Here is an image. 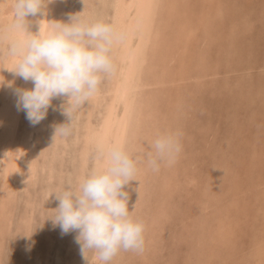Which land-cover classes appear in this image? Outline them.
<instances>
[{
	"label": "bare ground",
	"instance_id": "bare-ground-1",
	"mask_svg": "<svg viewBox=\"0 0 264 264\" xmlns=\"http://www.w3.org/2000/svg\"><path fill=\"white\" fill-rule=\"evenodd\" d=\"M235 1L51 0V2H46L45 0L43 14L27 17L28 31L33 34L39 31L40 24L42 31L46 32L52 28L55 21L69 23L68 14L70 16L78 14L88 23L101 21L111 24L117 32L124 35L123 41L116 43L110 52L115 66L114 73L102 81L98 91L78 110L81 126L76 139L81 141L82 146L79 168L73 180L79 183L82 178L86 177L85 170L90 153L92 150L97 152L102 145H120L130 155L136 162V180H132L126 185L125 190L129 193L130 214L138 216L141 212L146 213L144 220L141 217L140 219L135 217L138 218L136 220L144 224V250L136 255L145 263L158 250L157 244L160 235H163L161 231L163 232L165 229V220L168 219L169 213H172L169 212L172 202L170 200L180 187L186 193L180 192L187 197L191 204V213L183 218V231L179 236L181 239L186 238L190 241L188 242V254H185L187 255L186 261L183 259L185 264H264V173L259 171L261 169H259V165L264 163V133L256 132V135L251 137L246 134V127H244L245 133L241 131V127L237 132L238 136L234 135L237 139L235 142L234 138L230 140V137L224 136L226 132L228 135V132L231 131H224L225 133H222L224 139L221 134L220 141H227L228 138L230 149L228 150L226 147L227 151H224L223 159L219 162L221 171L208 178L202 177V172L196 173L191 170L199 162V158H192L189 162L184 160L185 156H192L185 153L186 150L188 151V147L184 150L181 146V151L175 161L171 164L161 162L158 171H153L148 165L147 156L149 152H154L151 145L157 136L169 133L181 134L184 123L189 119L194 108L200 106L197 109H201L202 107L200 105L202 98H198L201 91L208 90L212 82L223 73L231 74L236 71L235 68H231L229 61L238 47L239 36L246 33L249 35L253 30L255 20L254 14L252 15L250 10L243 11L246 6L243 7L242 4L240 6ZM243 2L251 3L250 0H243ZM257 2L253 1L255 4H258ZM13 4L14 0H0V33L7 34L6 29L13 22ZM261 5L263 6L264 2ZM238 7L241 11L238 12L239 14L237 13ZM255 8L257 7L251 9ZM258 10L260 9H257L256 13ZM252 12L255 13V11ZM257 30L259 33V29ZM254 31L256 32V30ZM7 35L12 38L18 34ZM263 35L262 37H264ZM262 43H264L263 40ZM14 61L15 58L8 55V40L0 39L1 255L3 254L1 249L4 238L11 232L13 226L12 203L16 189L23 181L30 183L37 177L41 167L40 157L45 156L44 150L51 143V138H54L56 145L65 141L64 136L55 135L57 126L68 123V118L62 114L63 108L67 106V97L53 98L46 117L36 125L29 122L24 110H17V97L14 95V89H31L34 84L32 81H24L7 69L13 67ZM227 62H229V67L222 70V66H225ZM259 68H264V65ZM252 69V66L245 67L241 69V72H251ZM262 79L264 78L262 77ZM250 81L251 83H243L236 79H226L223 86L233 91L232 102L236 101V97L239 96L237 101L239 105L254 103L253 99L257 98L254 97L253 92L252 94L249 92L254 81ZM9 83H11V87H9ZM262 84L259 88L257 87L256 95L259 97L262 94L264 99V85ZM236 86L239 87L238 91L234 90ZM204 94L206 95V93ZM230 105H227V108L229 107L232 112V104ZM256 108H254L255 111ZM229 110L228 112H230ZM222 112L227 113V118L226 116L225 118L230 127L228 119L231 117L228 118V116L235 112L229 115L228 112ZM96 113L99 116L95 118ZM238 115H234L235 119L239 117ZM243 117L245 120L246 116ZM219 118L221 119L220 116ZM231 120L229 119V121ZM255 120H258L257 117ZM249 122L250 125L253 123ZM246 123L241 126L247 125ZM236 124L238 127L239 123ZM259 127L263 128L262 132H264V127L261 125ZM253 128L255 129L256 125ZM221 130L223 131V129ZM225 137L227 138L225 139ZM207 148L209 149L208 145ZM213 148H210L209 152L213 151ZM103 164V160L99 159L96 153L93 169L101 168ZM49 170L50 173H54L55 166L53 165ZM78 183L76 186H71L72 189H75ZM147 192L155 194L156 201L152 205L146 203L145 199L150 200ZM19 193L21 192L19 191ZM45 195L48 194L45 193ZM44 200L47 201L45 198ZM144 206L151 208L147 207L148 210H144ZM32 218L33 209L28 210L21 217L26 237L31 229ZM69 233L68 256L65 264H85L79 245L75 242L78 233L74 231ZM245 237H248L247 241H244ZM164 240L161 245H165L166 240ZM51 243V239H49V244ZM172 247L171 250L174 249L175 253L177 246ZM178 247L176 248L177 252ZM28 249L29 239L25 238L22 242L23 255ZM168 251V255L172 259L170 250L168 249ZM120 252L110 264H120L126 261L122 260ZM87 255L90 262L100 264L93 252L90 251ZM170 258L169 260H171ZM54 259L56 263H59L62 261V256L55 254ZM140 259L137 258L139 261ZM159 261H162L161 258L160 260L158 258ZM170 262L172 263V260ZM129 263L131 264L130 261ZM129 263L125 262L124 264Z\"/></svg>",
	"mask_w": 264,
	"mask_h": 264
},
{
	"label": "clouds",
	"instance_id": "clouds-1",
	"mask_svg": "<svg viewBox=\"0 0 264 264\" xmlns=\"http://www.w3.org/2000/svg\"><path fill=\"white\" fill-rule=\"evenodd\" d=\"M46 2L14 0V19L6 33L18 35L9 38L0 33V39L8 40V55L15 58L13 67L5 68L34 84L31 89H14L17 110H24L29 122L36 125L46 117L53 98L67 97L62 114L69 122L55 130V135L67 137L75 109L88 102L103 79L114 73L110 52L124 35L111 24L88 23L78 14L71 15L69 23L55 21L46 32L40 24L39 31L33 34L28 31L27 17L43 14ZM178 135H159L152 142L154 152L147 156L153 171L159 170L161 162L175 161L181 151ZM97 156L103 160V167L93 169L75 189L69 186L62 192H53L58 207L52 222L62 235L78 233L75 242L85 264L90 251L100 264H110L121 250L143 252L144 224L131 216L129 193L125 190L136 180V162L120 145H102Z\"/></svg>",
	"mask_w": 264,
	"mask_h": 264
},
{
	"label": "rangeland",
	"instance_id": "rangeland-1",
	"mask_svg": "<svg viewBox=\"0 0 264 264\" xmlns=\"http://www.w3.org/2000/svg\"><path fill=\"white\" fill-rule=\"evenodd\" d=\"M250 1H251V3H249V2L244 3L243 0L242 1L241 0L235 1L240 6H242V5H243V7L246 6L247 10H246V7H244L245 9H243V11H249L250 10L251 14L252 15L254 14L253 17L255 20V22H254L255 25L253 26V28H252L253 30L249 33V35L246 33L245 34L246 37H245V35H242V34L239 36L238 47L236 48L235 53L232 55L231 60L229 61L231 68H235L236 71L234 73H231V74H224L223 73L218 79H216L212 82V85L208 87V90L205 89V91H203V92L201 91L198 98L199 99L202 98V100H200V102H201L200 105L202 107H201V109H197L200 106H197L194 108L193 112L189 116V119H187L185 121L184 126H183V130H182L181 134L179 135L180 141L179 140L178 141H179L180 145L184 148V150H186L187 147L189 148L188 151L187 150L185 151L186 155H192L191 157L185 156L184 160L189 162L190 159H192V158H195V157L199 158L200 159L199 162L196 165H194L193 166L194 168L192 167L191 170L196 172V173L198 171H199V173L202 172L203 173L202 177L204 176V178H208L211 175L221 171L222 168H221V164L219 162L221 161V159H223V153L225 150L227 151L226 147H228V145L230 144L229 143L230 141L228 138L230 137V140H231V138H234V141L235 140L237 141V139H236V137L238 136L237 132L239 131V129H241V127H242L241 131H243V132L245 129L244 127H246V134H248V136L250 135L251 137H253V135L255 136L256 132L257 133H264V132H262L263 128L259 127L260 125L262 127H264V113H263L264 112L263 111L264 110V101H263L264 99H263L262 94L259 95L260 98L256 95L257 87L259 88V86L262 83H264L263 82L264 79H262V77L264 78V70H262L264 68H259L260 66L264 65V43H262V40L264 42V37H262V35L264 34V31H263L264 30V21L262 22V20L264 19L263 18L264 17V11H263L264 8H262V7L264 5L263 6L261 5V4H263L264 1L263 0H260V1L259 0H250ZM253 1H255V2L259 1V2H257L258 4H255V3H253ZM230 2H232V1H230ZM248 4L251 6H247ZM253 5H254V7H257L254 10H252L254 8ZM239 7L237 9V13L241 12V11H239ZM261 8H262V11H261ZM257 9H260V10H258V12L256 13ZM252 11H255V13ZM261 12H263V14H261ZM256 14H258V15H256ZM255 15L257 16V19H255L256 18ZM68 16L70 17L69 14H68ZM258 16H260L261 18ZM258 23H259V25H258ZM257 29H259V33L257 32L258 31ZM254 30H256V32ZM256 34H258V35H256ZM257 38H258V42H257ZM253 39H254L255 43H254ZM259 40H260V42H259ZM255 44H258L259 46L255 45ZM257 59H259V60H257ZM229 62H227V64L225 63V66H222V70H225L226 67H229ZM250 66L253 67L251 72H246V73L241 72L242 68L250 67ZM106 78L107 77H105L103 79V81H105ZM226 79H228V80H233V79L235 80L236 79V80H239L240 82H243V83H245V82L251 83L250 80L254 81L253 86H251L252 89H251V87L249 88V92H251V94L253 92L254 97L257 99H255V100L253 99L252 102H254V103H248V104L246 103V105L240 103L241 105H239L237 103L238 98H239V96H238L235 99L236 101L232 102L231 97H233V95H232L233 91L228 90L226 87L223 86ZM259 82H261V83H259ZM254 83H256V84H254ZM262 85H264V84H262ZM238 89H239V87L236 86V88L234 90L238 91ZM206 90H207V92H206ZM204 93H206V95ZM228 101H230L229 103L232 104V107H231L232 112L229 110V107L227 108V105L231 106L228 103ZM255 101H257V102H255ZM222 107H223V109H222ZM79 108L75 109V111L73 112V119L71 121L72 124H70V127H71L70 135H68L67 137L64 136L65 141H63L57 145L55 143L54 138H51L52 141L49 144L50 146L47 145L48 146L47 149L44 150L45 156L40 157L41 167H40V170H39L37 177L34 180H32V182L30 181V183L27 181H23L22 184H20L18 186V189H16L15 197H14L13 203H12L13 226H12L11 232L5 236L4 241H3V245H2V249H1L3 254L1 255V253H0V255L2 256L1 257V260H2L1 264H49V263L50 264H65L66 257L68 256V249L67 248L69 246L70 233L62 235L59 226L53 225L52 216L55 215V209L58 207V201L55 199V194L53 192H62L66 188H68L69 186H76L78 183L76 180H73V178H74V175H75L77 169L79 168V164H80V160H81L80 148L82 146V143H81V141L76 139L77 132L80 130V126H81V121L79 120V117H80L79 116L80 114L78 111V110H80ZM249 108L251 109L252 112L250 111ZM254 108H256L257 110L255 111ZM226 109H227V111H226ZM239 109H241L242 111H240ZM198 110H200V111H198ZM202 110L204 111L203 113H202ZM221 110L225 111V112H228V110H229L230 112H228V115L235 112L237 115L239 114L238 116L241 118V120L239 117H236L237 119H235L234 115L237 116L235 113L231 114V116L229 115L228 118L231 117L229 119L230 120L232 119L231 121H229V119H228V123H230V127H229L228 126L229 124H227V122H226L227 113L225 114ZM239 111L242 112L241 115H240ZM244 111L248 115L247 114L245 115ZM253 111H254V113H253ZM255 115H257L256 116L258 119L257 121L255 120V118H256ZM97 116H99L98 113H96L95 118ZM210 116L212 117V119ZM219 116L221 117V119L219 118ZM225 116H226V118H225ZM243 116H246L247 120H246V118L244 120ZM258 116H260V117H258ZM190 120H193V121L190 122ZM200 120H201V122H200ZM218 121H220V122H218ZM239 121H241L242 123ZM249 121H252L253 123L252 122L251 123L253 125L252 124L250 125ZM243 122L244 123L247 122L246 123L247 125L241 126V125H244ZM248 122H249V124H248ZM220 123H222V124H220ZM236 123H239L238 127H237ZM254 123H255L257 129L253 128V126L255 127ZM234 124H236V125H234ZM208 125H209V128H208ZM216 125H217V127H216ZM247 128H248V130H247ZM208 129H210L211 131ZM217 129H220V130L218 131ZM221 129H223V131ZM226 130H229L231 132H228V135H227ZM224 131L226 132V135H224V136H228V138L225 137V139L227 138V141L221 139L223 141V143H222V141H220V138L222 137L224 139V136H223V134L225 133ZM215 132H219V133H215ZM254 132H255V134H254ZM208 133H209V135H208ZM198 134H200V135L198 136ZM217 134H218V136H217ZM235 134H236V137L234 136ZM220 135H221V137H219ZM189 137H190L191 141L189 140ZM206 138H208V139H206ZM191 142H192V144H191ZM202 143L203 144L205 143L204 145L206 147ZM219 143H221V144L219 145ZM207 145H208L209 149L214 147L212 150L213 151L215 150V151L209 152ZM229 149L230 148L228 147V150ZM96 153L97 152L95 150H92L90 153V156L88 159L89 160L88 165H87V168L85 170V173H87L86 176L93 170ZM210 153H212V154H210ZM215 153H217V154H215ZM216 155H218L219 157ZM53 165L55 166V172L50 173L51 171L49 169ZM259 166H260L259 169L261 168L259 171H261L263 174L264 173V171H263L264 170V163H262ZM45 176H47L49 178H47V177L45 178ZM37 181H38V183H37ZM21 185H23V186H21ZM183 189H185L184 186H183ZM19 191L22 193V195H21V193H19ZM180 191H182L183 193L185 192L184 190H182V188L179 187L177 192L174 194L173 198L170 200V202L171 201L172 202H171L170 207H169L170 208L169 212H172V213H169L168 219L165 220V225H164L165 229L164 230L162 229L163 232L161 231V233H163V235L160 233L161 235L159 238V243L157 244V249L159 251L158 250L155 251V255H157V254L158 255L155 256L153 253L151 258L148 261H146V263H145V262H143V260L140 259V257L138 255H136L137 252H135L133 254L132 251L121 250L120 253H121L122 260L125 259L126 263H129V261H130L131 264H132V262H134L133 264H136V263L137 264H144V263L145 264H156L158 262V258H159V260L161 258L162 261H159L157 264H166V263L169 264V263H171L170 262L171 260H172L171 264H174V262H175V264H180V262H182L181 264H185L186 256H187L185 254H188V250H189L188 242H190V241L186 238H182L183 239L182 240L179 236L181 235L180 232L183 231V225H182L183 218H185L186 215L191 213V204L188 201L187 197H185V195L183 196V193ZM45 193L48 195H45ZM147 194H148V197L150 196L149 197L150 200L145 199L146 203H147V205L148 204L152 205V203L153 202L155 203V201H156L155 194L154 193L150 194L149 192H147ZM153 194H154V197H153ZM49 196H50V198H49ZM46 197L49 199V201ZM44 198L47 201H45ZM41 201L43 204L41 203ZM148 201H149V203H148ZM175 202H176V204H175ZM29 205H30V207H28ZM31 205H33V206H31ZM147 207L144 206V210H148ZM148 208H151V207L149 206ZM30 209H33V218H32V222H31L32 223L31 229L29 231L28 236L26 237V231H24V229L22 227L21 217L26 212H28V210H30ZM185 210H187V211H185ZM144 214L146 215L145 212H141V214L138 216H135V215H131V216L132 217L134 216L133 218L139 217V219L141 217V219L144 220V216H145ZM136 219H138V218H135V220ZM31 235H32V237H31ZM25 238L29 239V249L26 252V254L23 255L22 242L24 241ZM49 239H51V242H52L51 244H49ZM163 240L165 241L164 242L165 245H161V243L163 244ZM181 240H182V242H181ZM247 240H248V237H245L244 241H247ZM183 242H184V244H183ZM185 242L187 243L186 244L187 246L185 245ZM167 244H168V246H167ZM6 246H7V248H6ZM175 246H177V247L179 246L180 248L178 247V252H177V250H176L177 247H176L175 253H174V251H173L174 249L171 250V247L174 248ZM181 248H183V249H181ZM168 249L170 250V255H171L172 259L168 255L169 254ZM179 249H180V251H179ZM161 250H162V252L160 253ZM49 252L51 253L50 256H49ZM180 252H181V256H180ZM5 253H6V255H5ZM172 253H174V254L172 255ZM55 254H60L62 256V261H60L59 263H56L54 261L55 260L54 259ZM160 254H162V255L160 256ZM173 256H174V258H173ZM179 256L181 259L179 258ZM168 257L171 260H169ZM137 258H139L140 261L137 260ZM166 258H168V259L166 260ZM156 260H157V262H156ZM135 261H136V263H135ZM164 261H165V263H163ZM123 262H121V263L124 264L125 262L124 263ZM88 263L94 264V262H90V261Z\"/></svg>",
	"mask_w": 264,
	"mask_h": 264
}]
</instances>
